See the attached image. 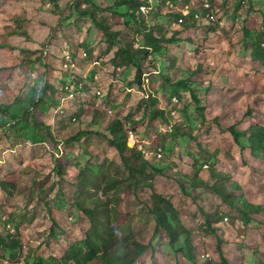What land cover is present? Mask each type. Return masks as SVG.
<instances>
[{"label": "rangeland", "instance_id": "1", "mask_svg": "<svg viewBox=\"0 0 264 264\" xmlns=\"http://www.w3.org/2000/svg\"><path fill=\"white\" fill-rule=\"evenodd\" d=\"M53 1L0 0V43L6 44L0 48V241L20 242L15 251L0 242V264L60 258L70 242L85 238L91 220L84 209L108 199L105 179H122L126 171L107 139L115 120L150 147H163L151 165L165 174L154 175L153 189L124 188L115 198L112 214L147 246L134 264H219L221 252L230 264H264V155L241 152L229 130L235 127L245 142L251 126L264 125V56L252 55L255 39L264 45V0H155V9L134 17L125 15L129 7L120 0ZM205 1L214 21L189 18L188 27H174L183 9L194 12ZM85 6L117 37L82 14ZM148 28L179 41L164 40L161 52L146 55L138 86L136 68L123 65L115 51L125 43L140 46ZM63 50L74 58L72 70L63 67ZM92 61L98 62L93 82L87 78ZM73 73L83 76V85L69 96L64 86L71 91ZM46 82L32 107V88ZM149 95L167 120L150 123ZM93 167L104 177L90 172ZM212 186L236 205H243L241 198L262 212L245 222ZM153 191L177 211L167 214L177 235L173 244L165 230L154 236Z\"/></svg>", "mask_w": 264, "mask_h": 264}, {"label": "trees", "instance_id": "2", "mask_svg": "<svg viewBox=\"0 0 264 264\" xmlns=\"http://www.w3.org/2000/svg\"><path fill=\"white\" fill-rule=\"evenodd\" d=\"M120 1L121 5H127V7H129L125 12L127 17H134L136 11L140 14H144L140 11V5L144 2V0ZM53 3H55V0ZM80 11L82 14L90 15L104 34H108L110 37H117V32L109 31L104 23L98 22L94 18L95 14L93 10L89 8V6H85V8L81 9ZM180 16L185 15L180 12L175 17V19ZM186 22L187 19L184 23H182L184 27H188ZM16 31L22 32L18 28ZM144 38L145 39L140 46L134 47V45L131 43H125L124 45L119 46L115 51V57L120 58L123 65H133L136 68L134 84H137L138 86L142 85L141 68L143 62L146 60V55L149 52H161L164 48L162 45L164 40H166L168 43L179 41V39H175L173 37L164 39V37H161L160 35L157 36L153 34V31L149 28L144 33ZM4 45L6 44L0 43V48L4 47ZM263 46L264 45H262L260 38L254 40L252 50V55L254 58H263ZM9 47L15 48L17 46L9 45ZM19 51L23 52L26 51V49L20 47ZM91 74H93V69L91 70ZM82 77L83 76L79 75L78 73H73V79L70 83L75 87V89L82 87L83 84L79 85L80 78ZM87 78L93 82L92 75L87 76ZM183 83L186 84V82ZM49 86L50 85L46 82L44 85L41 84L36 88H32V93L30 94V105L32 107H38L41 96ZM190 91L192 97L198 104L199 102L196 98L195 91L193 89ZM148 98L152 104V109L148 114L150 123L154 125L156 120L159 118L167 120L164 111L162 109L156 108L158 102L157 99L155 97H151V95H149ZM124 120L128 121L129 118ZM7 124H9V122H7ZM229 130L241 152L248 148L250 150V154L253 157L257 159H261L263 157L264 125L254 124L251 126L246 135L245 142L242 141V135L235 129V127L232 126ZM109 132L110 136L107 138L108 142L118 152L121 158V164L126 170L123 178H106V188L104 189L103 193L106 196H109V198L106 200L96 199L92 206L86 207L84 209V213L91 220V227L87 231L85 238L72 243L70 242L69 247L67 248L63 257L58 258L56 256H50L48 261H45L42 258H37L34 264H89L93 260H100L105 264H134L136 260L147 250L146 245L136 241V239L132 236V231L128 226V222L123 221V218L120 216L112 214V211L115 210V198L120 197V194L123 192L124 188L127 189L128 192L130 189H132L133 193H137L139 189L143 188L153 189L152 180L154 175H164L165 173L162 169H157L156 167L152 166V161L144 158L137 151V149L130 147L127 144L128 131L124 129L123 120L112 121V123L109 125ZM32 140L34 143L39 142V139L35 137H33ZM90 172H93L97 177H104V172L100 167H93ZM1 187L5 189V184H1ZM212 187L214 188L213 190H216L220 194L226 204L237 209L239 213L242 214L245 222H248L251 219L250 213L262 212L263 208L261 206H254L241 198L239 200H242L243 205L238 206L234 202L236 199L228 197L226 193L221 192L215 186ZM152 196L154 198V204L150 209V212L154 216L156 222L154 236H158L161 231L165 230L168 232L169 236L172 237L173 240L171 243L173 244V241L177 238V235L176 231L172 228L171 223L168 220L167 214L172 213V215L175 216L177 215V211L173 204L164 196L154 191L152 192ZM118 234L122 235V239L119 240L117 245H115V239L119 237ZM19 244L20 242L17 239H11L8 243L1 242V245L8 251H15L19 247ZM185 244L187 248L186 255L188 259L193 261L195 259V255L193 253L191 240L188 237L186 238ZM219 264H230L222 252Z\"/></svg>", "mask_w": 264, "mask_h": 264}, {"label": "built area", "instance_id": "3", "mask_svg": "<svg viewBox=\"0 0 264 264\" xmlns=\"http://www.w3.org/2000/svg\"><path fill=\"white\" fill-rule=\"evenodd\" d=\"M168 6L173 7V4L170 3V1L167 2ZM157 3L155 0H144V2L140 5V11L144 14H148L150 13L153 9H155L157 7ZM182 13L185 16H180L177 19H175L172 24L174 25V27H180L182 25V23L185 22L186 19L191 18L193 21H202L204 20L205 22H212L215 20V11L212 7V5L210 4L209 1H205L202 3L200 9H196L194 12H191L188 7H186L185 9L182 10ZM186 17V18H185ZM98 62L96 61H92L90 64V69L87 70L89 75L91 74V70L92 68L97 64ZM63 67L65 69H69L72 70L75 67V61L74 58L72 56V54H70V52L68 50H63ZM88 73H86L85 75H87ZM84 75V76H85ZM92 75V80H95L96 74L93 73ZM73 77V76H72ZM82 81H79V85H82L81 83ZM67 90L68 93L67 95L69 96H73V91L75 90V87L73 85H71V91H69L68 86H64ZM101 90H97L95 91V93L97 95H101ZM103 95V94H102ZM174 101H177V99L174 97L173 98ZM62 111V110H60ZM72 121H74L75 119L72 118ZM127 144L130 147H133L135 149H137V151L147 160L149 161H157L160 160L163 156V149L161 146H155V147H150L149 144L144 143L143 141L139 140L136 133L132 130L129 129L128 130V134H127ZM206 166V165H205ZM19 264H23L22 262H19Z\"/></svg>", "mask_w": 264, "mask_h": 264}]
</instances>
